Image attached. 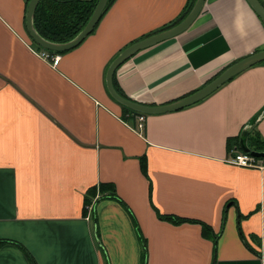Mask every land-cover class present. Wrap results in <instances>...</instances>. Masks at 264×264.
Here are the masks:
<instances>
[{
  "label": "crops",
  "instance_id": "1",
  "mask_svg": "<svg viewBox=\"0 0 264 264\" xmlns=\"http://www.w3.org/2000/svg\"><path fill=\"white\" fill-rule=\"evenodd\" d=\"M188 1L114 0L52 64L27 31L28 0H0V264H264V169L228 162L244 128L264 144V61L141 129L105 86L111 60ZM262 49L247 0H204L114 77L128 98L164 104Z\"/></svg>",
  "mask_w": 264,
  "mask_h": 264
},
{
  "label": "water",
  "instance_id": "2",
  "mask_svg": "<svg viewBox=\"0 0 264 264\" xmlns=\"http://www.w3.org/2000/svg\"><path fill=\"white\" fill-rule=\"evenodd\" d=\"M40 0H28L26 6V13H25V22L27 31L31 39L38 44L39 46L54 50V51H67L69 49L74 48L78 45L91 31L94 29L95 25L99 21L103 9L106 5L107 0H97L96 5L94 6L90 17L88 18L85 25L82 29L71 39L64 41V42H52L44 37H42L35 29L33 25V15L35 12V8ZM256 14L264 23V5L260 2V0H247ZM204 0H194L193 5L191 6L190 10L187 14L177 23L174 25L167 27L165 29L159 30L157 32L151 33L146 35L140 39H137L127 46H125L109 63L105 70V86L109 93V95L117 101L119 104H122L136 112L144 113V114H153V113H163L169 111H175L185 106L191 105L217 89L223 83L231 79L237 73L243 71L244 69L263 62L264 61V49L257 50L244 56L237 61L231 63L226 68H224L219 74L209 80L200 88L190 92L187 95L179 97L173 101L164 103V104H147L132 100L130 98L122 96L114 87L113 85V74L117 70V68L129 57H131L137 51L151 46L155 43H158L164 39L169 37L175 36L180 32L184 31L196 18L198 13L200 12L203 6ZM249 130L244 128L241 132L239 145L240 148L245 151L249 152L254 156H261L264 157V150H252L247 145V135Z\"/></svg>",
  "mask_w": 264,
  "mask_h": 264
},
{
  "label": "trees",
  "instance_id": "3",
  "mask_svg": "<svg viewBox=\"0 0 264 264\" xmlns=\"http://www.w3.org/2000/svg\"><path fill=\"white\" fill-rule=\"evenodd\" d=\"M114 0H107L106 5L103 9L102 14L106 11V9L109 7V5ZM97 0H40L35 8V12L33 15V25L36 29V31L45 39L52 41V42H64L71 38H73L85 25L88 18L90 17L92 10L94 6L96 5ZM194 0H189L186 4L182 14L173 20L170 23L164 24L163 26L139 37L142 38L146 35H149L151 33L157 32L159 30L165 29L167 27H170L180 21L190 10L191 6L193 5ZM101 14V15H102ZM97 25V24H96ZM95 25V27H96ZM94 27V28H95ZM32 44L36 49L41 50H47L50 53H62L64 51H54L45 49L38 44H36L32 40ZM113 85L115 89L124 97H127L121 89L118 87V84L116 82V79L113 74ZM128 98V97H127ZM123 112L125 114V119L128 121L130 115H137L140 114L139 112H136L122 104H120ZM146 115V114H145ZM131 125L133 127L136 126L135 117L130 121ZM247 145L252 150H258L263 151L264 144L260 140L259 136L257 134L255 135H248L247 137ZM111 188V194L115 196V191L112 189L113 186L105 184V188ZM103 188V187H102ZM88 201V199H86ZM164 219L171 220L173 222H181L185 219L169 215V214H162L160 215ZM205 229L209 231V227L207 225H204ZM1 242V241H0ZM144 250V249H143ZM144 252V251H143ZM145 253V252H144ZM31 261L33 262V259L31 258ZM34 263V262H33Z\"/></svg>",
  "mask_w": 264,
  "mask_h": 264
},
{
  "label": "built area",
  "instance_id": "4",
  "mask_svg": "<svg viewBox=\"0 0 264 264\" xmlns=\"http://www.w3.org/2000/svg\"><path fill=\"white\" fill-rule=\"evenodd\" d=\"M40 56L46 59H50L52 64H57L60 56L58 54L50 53L47 50H41L37 52ZM145 115L140 113L136 115V127L141 129L144 125ZM228 162L245 167H255L264 169V157L254 156L249 152L233 151L232 156L228 159Z\"/></svg>",
  "mask_w": 264,
  "mask_h": 264
}]
</instances>
